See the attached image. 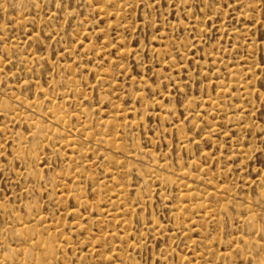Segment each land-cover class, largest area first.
<instances>
[{
	"label": "rangeland",
	"instance_id": "obj_1",
	"mask_svg": "<svg viewBox=\"0 0 264 264\" xmlns=\"http://www.w3.org/2000/svg\"><path fill=\"white\" fill-rule=\"evenodd\" d=\"M0 264H264V0H0Z\"/></svg>",
	"mask_w": 264,
	"mask_h": 264
}]
</instances>
